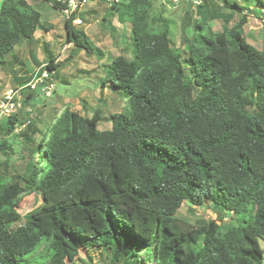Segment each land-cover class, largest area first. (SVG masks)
I'll list each match as a JSON object with an SVG mask.
<instances>
[{"label": "trees", "instance_id": "trees-1", "mask_svg": "<svg viewBox=\"0 0 264 264\" xmlns=\"http://www.w3.org/2000/svg\"><path fill=\"white\" fill-rule=\"evenodd\" d=\"M208 1L195 8L185 51L172 44L169 21L151 16L153 0L110 7L131 24L133 52L132 60L113 58L103 83L127 96L111 130H99L100 108L91 116L68 110L44 129L29 113L1 122L0 149L13 156L9 139L20 138L33 158L14 181L0 177V264H34L43 245L41 264H67L93 248L110 264H264V51L244 34L247 14L263 13L264 0H222L230 13ZM236 13L243 17L227 28ZM215 20L224 22L221 32L209 26ZM41 26L27 0H3L0 66ZM65 30L75 51L102 55L72 20ZM59 68L50 57L56 81ZM36 97L25 94L23 108ZM31 194L42 204L14 228L18 204ZM184 203L211 208L218 220L191 225L177 216ZM229 216L237 223L225 225Z\"/></svg>", "mask_w": 264, "mask_h": 264}, {"label": "rangeland", "instance_id": "rangeland-1", "mask_svg": "<svg viewBox=\"0 0 264 264\" xmlns=\"http://www.w3.org/2000/svg\"><path fill=\"white\" fill-rule=\"evenodd\" d=\"M3 0H0V6ZM33 8L41 14V27L35 34V39H23L7 56L6 62L0 66V98L9 89H15L26 83L19 84V79L32 78L33 73L42 65L47 64L50 57L60 66L58 69L57 90L52 98H45L37 93L35 101L27 108H22L17 114L20 119H25V114H30V119L42 129L60 118L66 111H74L83 116H91L94 109L100 108L103 120L99 123V130H111L113 127L111 115L123 113L127 102L124 93H118L109 87L103 88V83L108 80L109 66L113 58L124 56L133 59L130 39L131 24H122L116 14L110 13V6L104 1L91 3L80 13L84 21L83 26H74L76 32L86 33L93 45L99 48L102 55L88 54L85 50L75 51V46L67 40L65 19L61 11L52 7L47 0H27ZM151 16L155 19L163 17L169 21L172 44L181 50H187V40L194 33L193 25L198 19L195 8L187 3L175 6L173 0H153ZM211 7L230 13L223 6L222 0H209ZM248 15V24L244 27V34L248 42L257 49L264 51V11L258 15ZM189 16L190 19H189ZM243 16L236 13L226 26L231 28ZM111 24L115 32L108 25ZM159 28L161 22H157ZM224 22L215 20L209 24L215 32L223 30ZM207 28V27H206ZM204 33L207 32L205 29ZM189 74V68L187 67ZM27 82V83H28ZM110 85L109 83L107 84ZM16 114V115H17ZM21 126L19 130L23 129ZM9 144L13 147L14 155L8 150L0 149V177L8 182L15 180V176L23 171L25 164L32 160V153L24 150L20 138H10ZM6 153V154H5ZM19 156L25 158L21 159ZM38 157L36 156V159ZM42 204L39 195H25L18 204L17 211L22 219L14 224V228L25 222V216L36 210ZM177 216L194 225L199 220H218L217 214L211 208H195L190 204H183ZM251 220L249 216H243ZM225 225L237 223L236 217L229 216L223 221ZM264 252V240L260 241ZM45 245L41 246L32 256L34 264H41L46 259ZM144 257V255H142ZM67 264H110L109 254L99 248L90 249L88 254L82 251L79 255L71 254Z\"/></svg>", "mask_w": 264, "mask_h": 264}, {"label": "built area", "instance_id": "built-area-1", "mask_svg": "<svg viewBox=\"0 0 264 264\" xmlns=\"http://www.w3.org/2000/svg\"><path fill=\"white\" fill-rule=\"evenodd\" d=\"M65 7L61 10L66 20H72L73 26H83L84 21L80 13L91 3L104 1L110 7L124 0H56ZM187 3L194 8L201 6L203 0H173L175 6ZM47 64L40 66L32 75L28 83L15 89H9L0 98V124L8 117L17 114L23 108V100L28 92H37L45 98H52L57 90V82L54 78L55 72L46 69Z\"/></svg>", "mask_w": 264, "mask_h": 264}]
</instances>
